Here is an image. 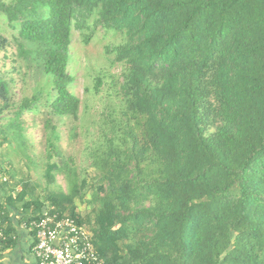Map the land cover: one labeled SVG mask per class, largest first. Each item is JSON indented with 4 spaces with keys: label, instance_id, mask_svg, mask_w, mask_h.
<instances>
[{
    "label": "trees",
    "instance_id": "obj_1",
    "mask_svg": "<svg viewBox=\"0 0 264 264\" xmlns=\"http://www.w3.org/2000/svg\"><path fill=\"white\" fill-rule=\"evenodd\" d=\"M0 16L33 79L16 104L0 75V149L28 158L21 118L42 109L46 184L0 167L2 223L9 207L27 224L68 215L105 264H264V0H0ZM91 17L119 35L106 53L120 74L94 80V96L108 85L105 111L79 174L58 125L80 119L70 36ZM57 173L67 193L51 189Z\"/></svg>",
    "mask_w": 264,
    "mask_h": 264
},
{
    "label": "rangeland",
    "instance_id": "obj_2",
    "mask_svg": "<svg viewBox=\"0 0 264 264\" xmlns=\"http://www.w3.org/2000/svg\"><path fill=\"white\" fill-rule=\"evenodd\" d=\"M0 34L7 40L5 50L0 51V75L10 82L12 100L18 104L23 97L29 96L33 79L31 76H22L21 62H19L13 41L17 33L16 30L14 31L7 26L6 20L2 16H0ZM119 39V35L108 33L99 26H94L93 17L87 20L84 29L72 28L71 31L68 71L74 79L71 91L81 101L80 119L75 123L66 120L64 124L58 125V130L61 135L59 146L66 155L75 156L74 161L79 174H82V170L86 169L89 164L88 152L85 153V149L87 146L90 147L93 138L96 139L98 130L96 123L99 122V117L105 111L103 98L106 95L108 85H102L100 93L94 96V80L97 76L104 75L108 79L109 76L117 77L120 74L118 65L109 66L113 58L112 55L106 53V47L118 43ZM85 88L88 89V92H84ZM42 111L39 109L36 112H26L21 118L23 133L27 139L24 153L28 158L24 157L23 153L12 145H4L0 149V167H3L4 170L11 168V173L15 175V179H20L27 174L32 182L41 187V190L46 187L42 176L44 162V140L41 129ZM10 115L11 113L7 111L0 116V125L4 124ZM87 174L93 175L91 171H87ZM7 177L4 174L0 175V180ZM69 185L65 176L62 173H57L51 189L67 193ZM0 190L3 189L0 188ZM89 195L87 190L84 202L75 201L76 212L81 217H86L89 214L91 208L90 204L87 203Z\"/></svg>",
    "mask_w": 264,
    "mask_h": 264
},
{
    "label": "built area",
    "instance_id": "obj_3",
    "mask_svg": "<svg viewBox=\"0 0 264 264\" xmlns=\"http://www.w3.org/2000/svg\"><path fill=\"white\" fill-rule=\"evenodd\" d=\"M0 213V243L6 241ZM30 227L35 232L32 255L36 264H105L93 244L88 226L68 215L43 209Z\"/></svg>",
    "mask_w": 264,
    "mask_h": 264
},
{
    "label": "crops",
    "instance_id": "obj_4",
    "mask_svg": "<svg viewBox=\"0 0 264 264\" xmlns=\"http://www.w3.org/2000/svg\"><path fill=\"white\" fill-rule=\"evenodd\" d=\"M3 198V190H0V205L3 203ZM22 219L20 211L13 207L7 208V218L3 225L5 232L14 241V244L5 249L0 243V264H36L32 255L35 232L30 227L33 221L27 224Z\"/></svg>",
    "mask_w": 264,
    "mask_h": 264
}]
</instances>
